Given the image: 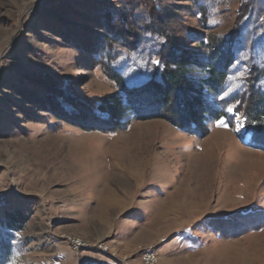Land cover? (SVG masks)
<instances>
[{
    "label": "rangeland",
    "instance_id": "374dc122",
    "mask_svg": "<svg viewBox=\"0 0 264 264\" xmlns=\"http://www.w3.org/2000/svg\"><path fill=\"white\" fill-rule=\"evenodd\" d=\"M119 1L0 0V217L25 216L1 264H144L147 251L157 264H264V149L243 127L250 66L264 67V0H156L185 53L206 63L251 4L244 64L223 95L203 93L218 110L234 94L242 101L229 102V119L204 115L201 132L130 110L110 130L42 106L47 91L31 78L67 84L96 112L121 94L108 68L131 86L160 79L163 40L145 7L153 0L136 2L134 49L107 31L104 16ZM86 32L100 39L97 58L82 46L94 42ZM188 69L193 80L208 77ZM62 105L73 110L72 100Z\"/></svg>",
    "mask_w": 264,
    "mask_h": 264
},
{
    "label": "trees",
    "instance_id": "16d2710c",
    "mask_svg": "<svg viewBox=\"0 0 264 264\" xmlns=\"http://www.w3.org/2000/svg\"><path fill=\"white\" fill-rule=\"evenodd\" d=\"M136 2L138 1L120 0L118 2L120 9L108 8L110 16L106 14L104 16L109 35L111 33L114 37L122 39L132 49L138 45L140 37L133 21ZM151 3L154 4L151 5ZM249 6H251L250 3H245L243 8L241 6L240 16L230 32L231 38L224 44H217L212 55L207 57L206 63L185 53L180 39L169 30L168 21L162 18L160 14L162 9L157 5L156 0L149 1L145 7L152 20L151 31L156 32L163 40L157 52L161 66L156 67L160 72V79L155 76L139 86H131L122 75L108 68V75L116 82L121 94L100 100L96 112L91 106L76 100L73 95L66 94L64 91L68 89L67 84L59 86L60 82L48 79V76L31 78L35 84L43 86L47 91L48 99L41 105L53 110L64 119L80 117L87 124L99 121L101 125L111 127L110 130L121 127L123 123L121 119L127 110L142 118L165 116L179 128L194 132L203 131L206 119L204 115H209L216 121L229 119L228 104L233 100L242 101L239 94H234L220 102L223 106L218 110L203 100V93L206 88H209L214 93L223 95L231 75L237 72V63L244 64L242 58L238 62L243 49L240 33L249 14ZM86 33L89 37L87 39L94 42L82 46H87L85 51L88 55L97 58L102 53L101 48L99 49L100 39L96 40L93 33ZM192 64L203 67L208 73L207 79L197 81L190 78L188 67ZM250 72V76L246 79L250 102L244 111L243 127L251 136V143L264 149V67L251 64ZM70 100L73 107L71 111L62 105L64 101ZM4 213V216L0 217V264L4 262L2 259L5 254L11 253L14 246L10 241L13 236L10 230L15 233L16 225L22 226L25 223L24 213L20 209L6 210Z\"/></svg>",
    "mask_w": 264,
    "mask_h": 264
},
{
    "label": "bare ground",
    "instance_id": "6f19581e",
    "mask_svg": "<svg viewBox=\"0 0 264 264\" xmlns=\"http://www.w3.org/2000/svg\"><path fill=\"white\" fill-rule=\"evenodd\" d=\"M74 242L76 243V246H80V247H84V245L82 244L81 241H78V240H73V244ZM106 250V249H105ZM146 254V253H145ZM145 254H144V264H154V263H151V260L148 259V258H145ZM153 258L154 259H158V255L156 252L153 251ZM158 261H156L155 264H157Z\"/></svg>",
    "mask_w": 264,
    "mask_h": 264
},
{
    "label": "built area",
    "instance_id": "2783aa9c",
    "mask_svg": "<svg viewBox=\"0 0 264 264\" xmlns=\"http://www.w3.org/2000/svg\"><path fill=\"white\" fill-rule=\"evenodd\" d=\"M74 246L76 247V243L74 242ZM102 249V248H101ZM106 251V250H104ZM145 258H148L151 260V263H156V261H158V259H154L153 258V251H147L146 254H145Z\"/></svg>",
    "mask_w": 264,
    "mask_h": 264
}]
</instances>
